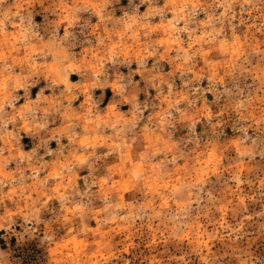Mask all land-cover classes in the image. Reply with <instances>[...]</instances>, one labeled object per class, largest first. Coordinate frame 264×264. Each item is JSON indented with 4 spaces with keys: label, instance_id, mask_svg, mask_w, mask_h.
Segmentation results:
<instances>
[{
    "label": "clouds",
    "instance_id": "1",
    "mask_svg": "<svg viewBox=\"0 0 264 264\" xmlns=\"http://www.w3.org/2000/svg\"><path fill=\"white\" fill-rule=\"evenodd\" d=\"M0 264H264V0H0Z\"/></svg>",
    "mask_w": 264,
    "mask_h": 264
}]
</instances>
